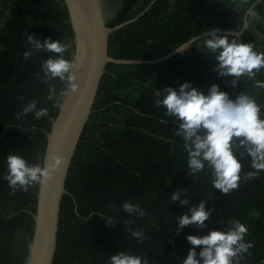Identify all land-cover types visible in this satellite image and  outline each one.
Instances as JSON below:
<instances>
[{
	"label": "trees",
	"instance_id": "1",
	"mask_svg": "<svg viewBox=\"0 0 264 264\" xmlns=\"http://www.w3.org/2000/svg\"><path fill=\"white\" fill-rule=\"evenodd\" d=\"M151 1L118 0L107 25L114 27L136 16ZM210 2L156 0L136 21L110 33L109 55L154 59L168 54L206 30L202 12ZM26 33L41 41L51 37L70 44L65 58L71 59L75 32L65 0H15L0 30V264H25L39 188L12 195L3 179L7 156L42 164L63 88L58 79L53 80L57 96L47 100L48 85L37 73L43 75L42 62L55 54L40 51L25 60L24 51L32 50ZM204 38L157 63L107 64L69 168L53 264H110V257L120 252L146 256L149 264H183L192 247L188 235L227 231L233 220L245 224V242L252 244L240 264H263L264 172L254 179L242 178L239 188L228 194L214 188L210 169L189 176L184 141L174 134L178 122L155 105V90L178 89L185 82L205 94L216 84L230 98L239 95L231 84L233 77L215 71L217 61ZM242 41L252 44L253 31L245 30ZM32 100L47 108L49 115L36 120L29 113L16 119L15 114ZM242 165V177L254 171L250 157H244ZM176 191H182L181 200L188 199L189 205L171 201ZM124 201L139 204L145 215H129L122 208ZM202 201L213 210L207 227L200 230L192 225L177 232L178 217L190 214L191 207ZM107 217L114 219L113 226L107 225ZM130 228L144 232L143 242L131 236Z\"/></svg>",
	"mask_w": 264,
	"mask_h": 264
},
{
	"label": "clouds",
	"instance_id": "2",
	"mask_svg": "<svg viewBox=\"0 0 264 264\" xmlns=\"http://www.w3.org/2000/svg\"><path fill=\"white\" fill-rule=\"evenodd\" d=\"M246 4H249V0H239L237 7ZM247 16L253 20L260 18L254 4L249 6ZM248 28L249 21L246 18L243 30ZM220 32L219 28L211 29L207 38H204L205 47L217 61L215 71L221 77H233V87L238 85L241 77L255 78L264 68V51L255 50L251 43L230 39V33L221 35ZM26 36L32 50L24 51L25 60L31 59L35 52L55 54L42 62L43 75L37 73L41 83L48 85L47 100L51 101L57 96L56 85L52 83L56 79L64 86L59 93L61 98H70L77 93L80 87V65L77 58H65L71 45L59 39L53 41L51 37L41 41L35 34L26 33ZM256 87L264 89V82L257 80ZM153 97L156 107L166 109L165 115L175 117L178 122L179 126L174 129V134L184 141L189 176H196L206 168L210 169L214 188L228 194L239 188L242 178L254 179L264 172V118H261V106L255 96L243 92L233 99L216 84L205 94L193 87L191 82H185L178 89H157L153 92ZM29 113L34 114L36 120L49 115L47 108L38 107V101L32 100L15 114L16 119L20 120ZM246 156L251 158V168L254 171L244 173L242 177V159ZM48 161L49 157L46 155L42 164H31L22 156L9 154L7 173L3 179L8 182L11 194L14 195L18 190L28 192L31 187H43L53 182L56 174L65 166L66 160L63 155L53 153V162ZM181 195L182 191H176L170 199L172 202L179 201L182 206L189 205V200H181ZM206 203L202 201L199 206L191 207L190 214L179 216L177 232L192 225L200 230L205 229L213 211L206 208ZM122 208L129 215H145V210L139 204L130 201H124ZM106 220L108 226H113V218L107 217ZM231 225L227 231L213 229L206 235H188L187 240L192 247L183 264H240L252 244L245 242L248 233L245 224L233 220ZM129 232L141 242L145 239L142 230L130 228ZM110 264H149V261L146 256L120 252L110 257Z\"/></svg>",
	"mask_w": 264,
	"mask_h": 264
},
{
	"label": "water",
	"instance_id": "3",
	"mask_svg": "<svg viewBox=\"0 0 264 264\" xmlns=\"http://www.w3.org/2000/svg\"><path fill=\"white\" fill-rule=\"evenodd\" d=\"M156 0H152L136 16L123 21L114 27L108 26L100 0H65L75 32L73 58L80 65L78 76L79 91L70 98L57 101L51 130L47 139L45 155L51 161L53 153L63 155L66 164L56 174L53 182L39 186L34 231L30 243V253L25 264H53L58 244L61 205L67 193L66 181L71 162L79 144L81 135L90 118L93 104L108 63L116 64H149L173 57L185 50L199 39L207 36L205 30L179 45L168 54L154 59H119L108 53L109 35L140 18ZM242 32L232 29H221L220 34L230 33L242 41ZM64 87V86H63ZM255 230L257 224L255 223ZM259 243L258 240H255ZM264 245V241L262 242Z\"/></svg>",
	"mask_w": 264,
	"mask_h": 264
},
{
	"label": "crops",
	"instance_id": "4",
	"mask_svg": "<svg viewBox=\"0 0 264 264\" xmlns=\"http://www.w3.org/2000/svg\"><path fill=\"white\" fill-rule=\"evenodd\" d=\"M239 0H211V2L205 7L202 12V18L205 24L206 30L214 28L219 29H232L236 31L243 30V21L248 19L249 28L254 33V49L257 51H264V0H249V4L237 7ZM255 5V11L260 17L257 21L247 16V10L250 5ZM262 9H259V6ZM235 38L230 36V39ZM238 40V39H237ZM204 49V46H203ZM264 82V68L253 79L248 77H241L237 86L234 87L236 92H246L249 95L255 96L257 102L261 106V114L264 115V89L256 87V81Z\"/></svg>",
	"mask_w": 264,
	"mask_h": 264
},
{
	"label": "rangeland",
	"instance_id": "5",
	"mask_svg": "<svg viewBox=\"0 0 264 264\" xmlns=\"http://www.w3.org/2000/svg\"><path fill=\"white\" fill-rule=\"evenodd\" d=\"M100 1H101L105 20L108 21L114 15L118 0H100ZM14 3L15 0H0V30L7 23L11 15L12 9L14 7ZM74 46H75V39L73 42L72 58H73Z\"/></svg>",
	"mask_w": 264,
	"mask_h": 264
},
{
	"label": "built area",
	"instance_id": "6",
	"mask_svg": "<svg viewBox=\"0 0 264 264\" xmlns=\"http://www.w3.org/2000/svg\"><path fill=\"white\" fill-rule=\"evenodd\" d=\"M262 263L264 264V259L262 260Z\"/></svg>",
	"mask_w": 264,
	"mask_h": 264
}]
</instances>
